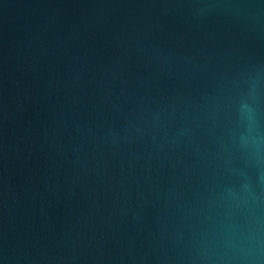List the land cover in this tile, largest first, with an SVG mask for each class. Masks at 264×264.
<instances>
[{
    "label": "water",
    "instance_id": "1",
    "mask_svg": "<svg viewBox=\"0 0 264 264\" xmlns=\"http://www.w3.org/2000/svg\"><path fill=\"white\" fill-rule=\"evenodd\" d=\"M0 264H264V0H0Z\"/></svg>",
    "mask_w": 264,
    "mask_h": 264
}]
</instances>
